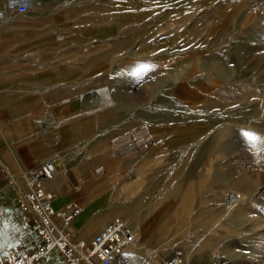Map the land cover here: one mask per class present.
<instances>
[{
  "label": "rangeland",
  "instance_id": "rangeland-1",
  "mask_svg": "<svg viewBox=\"0 0 264 264\" xmlns=\"http://www.w3.org/2000/svg\"><path fill=\"white\" fill-rule=\"evenodd\" d=\"M32 4L5 50L80 82L108 138L150 137L117 204L135 250L115 264H264V150L244 136H264V18L245 0Z\"/></svg>",
  "mask_w": 264,
  "mask_h": 264
},
{
  "label": "crops",
  "instance_id": "crops-1",
  "mask_svg": "<svg viewBox=\"0 0 264 264\" xmlns=\"http://www.w3.org/2000/svg\"><path fill=\"white\" fill-rule=\"evenodd\" d=\"M13 21L0 23V31H14ZM6 42L0 35V252L35 250L39 237L17 198L29 188L24 172L46 161L55 167L54 178L45 184L54 194V207L77 203L82 212L68 232L74 240L90 241L123 216L117 209L121 191L129 189L127 179L148 150L149 134L115 125L107 128L108 138L102 125L109 121L80 99V82L21 68L15 53L5 50ZM44 264L66 263L54 250Z\"/></svg>",
  "mask_w": 264,
  "mask_h": 264
},
{
  "label": "built area",
  "instance_id": "built-area-1",
  "mask_svg": "<svg viewBox=\"0 0 264 264\" xmlns=\"http://www.w3.org/2000/svg\"><path fill=\"white\" fill-rule=\"evenodd\" d=\"M245 1L251 15L264 18V0ZM30 6L29 0H0V23L27 13ZM54 176L52 161L24 172L29 188L17 198V204L20 210L31 215L32 228L39 241L32 252L19 248L0 252V264H44L54 250L63 256L66 264H115L136 243L134 230L124 220L116 218L90 241L74 240L68 228L82 209L77 203L61 210L54 207V194L45 188L46 182ZM239 198L233 195L231 200Z\"/></svg>",
  "mask_w": 264,
  "mask_h": 264
},
{
  "label": "snow or ice",
  "instance_id": "snow-or-ice-1",
  "mask_svg": "<svg viewBox=\"0 0 264 264\" xmlns=\"http://www.w3.org/2000/svg\"><path fill=\"white\" fill-rule=\"evenodd\" d=\"M244 136L250 141V142H255L256 140H258L259 138L256 137L255 135L251 134V133H244Z\"/></svg>",
  "mask_w": 264,
  "mask_h": 264
},
{
  "label": "clouds",
  "instance_id": "clouds-1",
  "mask_svg": "<svg viewBox=\"0 0 264 264\" xmlns=\"http://www.w3.org/2000/svg\"><path fill=\"white\" fill-rule=\"evenodd\" d=\"M259 139H260V142H261V150H264V136L260 137ZM250 151H252L253 154H255V152H256V148L253 146V147L250 149Z\"/></svg>",
  "mask_w": 264,
  "mask_h": 264
},
{
  "label": "bare ground",
  "instance_id": "bare-ground-1",
  "mask_svg": "<svg viewBox=\"0 0 264 264\" xmlns=\"http://www.w3.org/2000/svg\"><path fill=\"white\" fill-rule=\"evenodd\" d=\"M29 1H30V3H31V6H33V4H32V0H29ZM32 8H33V7H32ZM13 19L15 20V19H17V18H13ZM13 19H12V20H13ZM6 24H11V23H6ZM237 200H238V199H237ZM237 200H236V201H237ZM232 202H233V201H232ZM130 250H131V251L135 250L133 245H132V247H130ZM118 260H119V259H118ZM151 262H153V260H151Z\"/></svg>",
  "mask_w": 264,
  "mask_h": 264
}]
</instances>
